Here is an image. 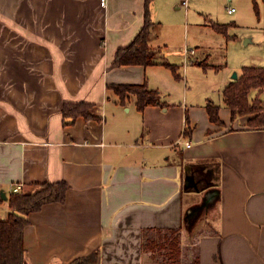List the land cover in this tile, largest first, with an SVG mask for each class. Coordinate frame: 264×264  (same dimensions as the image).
I'll list each match as a JSON object with an SVG mask.
<instances>
[{
    "label": "crops",
    "instance_id": "1",
    "mask_svg": "<svg viewBox=\"0 0 264 264\" xmlns=\"http://www.w3.org/2000/svg\"><path fill=\"white\" fill-rule=\"evenodd\" d=\"M207 1L0 0L1 218L14 186L68 183L64 201L29 214L27 264L93 252L99 264H170L153 247L172 238L181 253L171 264H264V127L233 120L223 94L234 70L264 67V0ZM147 16L154 62L114 66ZM212 22L230 26L216 40L253 52L204 67L216 57L202 38ZM243 24L253 29L232 33ZM125 84L158 90L163 105L139 110L135 94L121 100L111 87ZM66 102L91 103L101 118L65 119Z\"/></svg>",
    "mask_w": 264,
    "mask_h": 264
},
{
    "label": "trees",
    "instance_id": "2",
    "mask_svg": "<svg viewBox=\"0 0 264 264\" xmlns=\"http://www.w3.org/2000/svg\"><path fill=\"white\" fill-rule=\"evenodd\" d=\"M255 9L259 14L257 2H255ZM146 18L145 25L135 40L129 46L118 50L113 62L114 66L136 63L151 64L154 62L155 52L149 46L152 22L149 21L148 16ZM226 26L228 25L215 23L212 27L230 37L229 28ZM165 64L176 73L177 65ZM203 66L205 67V65ZM177 77H179L178 74ZM111 87L120 95L121 100L129 93L135 94L139 110H143L148 105H163L160 92L149 89L145 84L111 85ZM223 94L225 102L231 110L233 120L239 116H245L248 117L246 124L249 127H264V67H244L240 77L234 79L224 89ZM207 110L213 122L223 123L219 115L218 105L209 103ZM62 111L65 119L71 117V121L79 116L101 118V115L94 113V105L86 102H66ZM33 186L36 188L31 191L21 189L18 192H12L9 196L11 207L9 217L5 220L0 216V264H25L24 239L25 229L30 224L29 214L39 210L47 202L64 201L68 189V183L64 180L35 183ZM162 244L166 245L169 258H174V255H177L175 250L177 251L179 246L178 239L172 238L169 242L163 239ZM70 264H99L98 254L93 252L75 259Z\"/></svg>",
    "mask_w": 264,
    "mask_h": 264
},
{
    "label": "rangeland",
    "instance_id": "3",
    "mask_svg": "<svg viewBox=\"0 0 264 264\" xmlns=\"http://www.w3.org/2000/svg\"><path fill=\"white\" fill-rule=\"evenodd\" d=\"M207 3H205V7L207 8H217L218 10H224L225 9V5L228 2H224V0H221L219 2V0H208ZM243 5L245 4L244 2L242 3ZM241 4V5H242ZM231 5H236V2L233 1V3ZM231 7H235V6H231ZM260 17V15H258ZM214 18L217 19V17L215 16ZM213 24H215L214 22L211 23V26H213ZM224 27V26H223ZM227 28H229V26H226ZM255 28H257L258 30H261V25H256ZM225 29V27H224ZM253 28L250 27L248 24H243L240 27L235 28L234 31H232V33H236L237 36L240 35L239 37L242 38L243 34L247 31H251ZM229 30V29H228ZM229 35L231 34V32L228 33ZM216 36H227V34H222L221 32H216L213 29H209V28H204V32H203V41L205 43L206 46L211 45L212 46V51L213 53L216 54L215 56H212L211 60L209 59H202L199 63L205 65V67H209L210 61H212L213 63H219V62H223L224 64L226 63L225 61H229V63L231 62H239L241 59H244L245 57H247L248 54H251L250 48H247L245 46H238L237 43L235 41H233L232 39H229L227 41V43L223 40H221L219 42V40H216ZM257 40L259 43H261L260 38L262 37V35L257 34ZM181 40V39H180ZM237 40V39H236ZM240 43V42H238ZM189 47V46H187ZM186 48V46L184 47V49ZM190 48V47H189ZM254 48V47H253ZM257 49L256 51H259V48L256 47ZM225 67V66H224ZM236 70H234L232 72V74L235 72ZM200 80L202 82L199 83L198 88H207L208 85H210L211 80H207L204 79V77L200 78ZM216 95V94H215ZM35 186H31L30 189H35ZM163 248H156V246L154 245L153 250H154V257L157 261L162 262V263H179L180 262V257H179V252L181 253L180 250V245L177 248V251L175 250V252L177 253V255H174V258H169L168 257V250L166 249V246L163 244L162 245Z\"/></svg>",
    "mask_w": 264,
    "mask_h": 264
},
{
    "label": "built area",
    "instance_id": "4",
    "mask_svg": "<svg viewBox=\"0 0 264 264\" xmlns=\"http://www.w3.org/2000/svg\"><path fill=\"white\" fill-rule=\"evenodd\" d=\"M101 3L103 4V5H107V0H101ZM235 7H230V8H228V11L229 12H234L235 11ZM188 52H194V49H192V48H189V47H186L185 48V53H188ZM191 144H190V142H187V146H190ZM22 188H21V186H19V185H16V186H14V188H13V192H18V191H20Z\"/></svg>",
    "mask_w": 264,
    "mask_h": 264
},
{
    "label": "water",
    "instance_id": "5",
    "mask_svg": "<svg viewBox=\"0 0 264 264\" xmlns=\"http://www.w3.org/2000/svg\"><path fill=\"white\" fill-rule=\"evenodd\" d=\"M238 77V73H237V71H235L234 73H233V78H237ZM4 193V192H3ZM2 197L3 198H7V195L4 193V194H2ZM189 218L191 219V216H189ZM25 264H27L26 262H25Z\"/></svg>",
    "mask_w": 264,
    "mask_h": 264
}]
</instances>
